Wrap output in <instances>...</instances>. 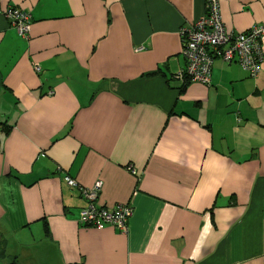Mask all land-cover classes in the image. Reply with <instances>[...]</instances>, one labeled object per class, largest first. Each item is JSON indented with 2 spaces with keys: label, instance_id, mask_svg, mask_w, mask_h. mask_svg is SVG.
Listing matches in <instances>:
<instances>
[{
  "label": "crops",
  "instance_id": "0c3cea01",
  "mask_svg": "<svg viewBox=\"0 0 264 264\" xmlns=\"http://www.w3.org/2000/svg\"><path fill=\"white\" fill-rule=\"evenodd\" d=\"M218 5L228 32L264 23V0ZM6 6L30 27L22 38L0 17L4 252L17 264H264V62L253 79L220 59L208 86L174 77L180 29L204 0ZM64 177L100 181L107 208L127 203V231L78 225L85 202Z\"/></svg>",
  "mask_w": 264,
  "mask_h": 264
},
{
  "label": "built area",
  "instance_id": "2783aa9c",
  "mask_svg": "<svg viewBox=\"0 0 264 264\" xmlns=\"http://www.w3.org/2000/svg\"><path fill=\"white\" fill-rule=\"evenodd\" d=\"M0 17L8 21L19 37H27L30 16L26 11L6 6L0 8ZM180 36V55L184 66L174 76L180 81L188 80L208 86L214 59L236 63L253 79L257 77L264 62V23L253 24L241 33L226 31L221 22L218 0H204L202 15L188 27L180 29ZM33 71L37 73L38 66H34ZM124 169L131 175H136L130 164ZM63 180L68 187L77 188L85 202L76 217L78 225L95 230L111 227L120 233L127 231L131 207L127 203H118L107 208L97 203L102 186L100 181L90 187H81L69 177H64Z\"/></svg>",
  "mask_w": 264,
  "mask_h": 264
},
{
  "label": "rangeland",
  "instance_id": "374dc122",
  "mask_svg": "<svg viewBox=\"0 0 264 264\" xmlns=\"http://www.w3.org/2000/svg\"><path fill=\"white\" fill-rule=\"evenodd\" d=\"M2 258H5L8 261L7 264H17L15 259L10 258L9 255L6 252H4L2 246H0V259H2ZM13 261H14V263H13Z\"/></svg>",
  "mask_w": 264,
  "mask_h": 264
},
{
  "label": "trees",
  "instance_id": "16d2710c",
  "mask_svg": "<svg viewBox=\"0 0 264 264\" xmlns=\"http://www.w3.org/2000/svg\"><path fill=\"white\" fill-rule=\"evenodd\" d=\"M14 263V262H13Z\"/></svg>",
  "mask_w": 264,
  "mask_h": 264
}]
</instances>
